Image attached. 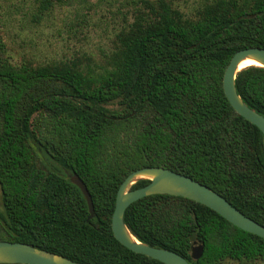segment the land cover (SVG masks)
<instances>
[{
  "label": "trees",
  "instance_id": "16d2710c",
  "mask_svg": "<svg viewBox=\"0 0 264 264\" xmlns=\"http://www.w3.org/2000/svg\"><path fill=\"white\" fill-rule=\"evenodd\" d=\"M51 7L42 0L38 19ZM130 15L102 64H15L0 39V241L82 264H162L111 230L120 184L147 167L211 188L264 227V139L223 91L231 57L264 49V0H207L192 18L167 0H138ZM235 86L264 117V68L241 70ZM72 173L91 195L90 220ZM124 222L140 242L189 264L264 263L263 238L185 198H141ZM194 242L203 247L198 260Z\"/></svg>",
  "mask_w": 264,
  "mask_h": 264
},
{
  "label": "rangeland",
  "instance_id": "374dc122",
  "mask_svg": "<svg viewBox=\"0 0 264 264\" xmlns=\"http://www.w3.org/2000/svg\"><path fill=\"white\" fill-rule=\"evenodd\" d=\"M41 1L0 0V39L12 63L27 61L44 65L77 58L86 63L84 58L88 57L102 64L103 56L113 47L115 35L130 21L138 0H52L53 7L38 19ZM167 1L192 18L207 0ZM108 108L118 109L116 105Z\"/></svg>",
  "mask_w": 264,
  "mask_h": 264
},
{
  "label": "water",
  "instance_id": "95a60500",
  "mask_svg": "<svg viewBox=\"0 0 264 264\" xmlns=\"http://www.w3.org/2000/svg\"><path fill=\"white\" fill-rule=\"evenodd\" d=\"M253 60L264 68V49L247 48L236 52L230 59L223 75L224 94L235 110L245 120L256 126L264 139V117L249 108L238 95L235 79L240 72L239 65L244 60ZM70 182L82 193L89 211L88 220L95 217L91 195L76 175H69ZM140 180H148L149 184L142 188L130 189ZM151 195H169L197 202L211 209L233 226L264 239V227L245 216L211 188L172 170L162 167H147L131 172L120 184L115 207L111 218V230L114 238L128 250L152 258L162 264H189L179 254L167 249L156 248L142 243L127 228L124 222L125 210L135 201ZM203 253L201 244L194 242L191 257L198 260ZM0 264H82L60 255L50 253L31 245L0 241Z\"/></svg>",
  "mask_w": 264,
  "mask_h": 264
},
{
  "label": "bare ground",
  "instance_id": "6f19581e",
  "mask_svg": "<svg viewBox=\"0 0 264 264\" xmlns=\"http://www.w3.org/2000/svg\"><path fill=\"white\" fill-rule=\"evenodd\" d=\"M248 67H261L260 64L253 60H244L240 65H239V70H243Z\"/></svg>",
  "mask_w": 264,
  "mask_h": 264
}]
</instances>
